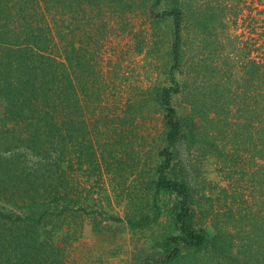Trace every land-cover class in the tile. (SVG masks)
Returning <instances> with one entry per match:
<instances>
[{"label": "trees", "instance_id": "trees-1", "mask_svg": "<svg viewBox=\"0 0 264 264\" xmlns=\"http://www.w3.org/2000/svg\"><path fill=\"white\" fill-rule=\"evenodd\" d=\"M111 1L119 7L130 4V0L106 3ZM235 1L243 3L242 7L249 5L246 0ZM97 2L0 0V222L12 230L8 234L0 230V264H65L67 242L74 233L65 231L60 221L68 213L97 212L87 202L88 187H84V178L92 179V163L104 158L100 144L102 151L99 154L93 149L92 162V117H106L101 105L107 76L99 61L101 53L95 59L92 55V7ZM259 3L264 6V0H256L254 14L252 10L243 18L249 34L243 39L241 77H234L228 63L222 66L221 75L214 73L219 81L204 85L206 103L190 102L191 123H187L188 117L180 118L172 101V93L181 92L183 84L173 78V85L159 90L169 130L168 145L161 150L163 159L157 166L154 199L163 190L181 198L176 221L183 234L168 242L183 241L193 249L212 242L221 257L231 261L235 259L230 250L237 242L231 239L234 232L229 225L214 223L216 233L210 239L207 230L194 227L191 187L171 178L168 171L175 162L178 142L190 133L195 141L207 139L208 150L224 160L229 174L235 169L242 176L250 174L254 187L264 194V7H257ZM209 8L204 26L211 29L216 20L214 8ZM222 10L225 19L226 9ZM186 12L181 3L161 13L174 21L173 69L183 62ZM195 14L200 12L191 11L190 16ZM220 114L228 118L220 119ZM197 118L205 123L198 124ZM21 151L31 153L36 161L22 160L18 156ZM3 153L9 154L5 157ZM244 158L253 163L249 170L240 168L238 162ZM1 202H18L23 212L9 210ZM257 204L256 211L240 213L245 224H240L244 229L238 234L245 242L238 247L243 255L264 264V200ZM107 218L145 226L157 215L136 219L111 214ZM183 257L176 248L160 263L173 264Z\"/></svg>", "mask_w": 264, "mask_h": 264}, {"label": "rangeland", "instance_id": "rangeland-1", "mask_svg": "<svg viewBox=\"0 0 264 264\" xmlns=\"http://www.w3.org/2000/svg\"><path fill=\"white\" fill-rule=\"evenodd\" d=\"M107 1L98 0L92 7V55L95 59L101 53L99 61L107 76L101 105L106 117H92V162L93 149L100 154L101 145L104 158L92 163V179L84 178L87 202L97 212L68 213L60 221L65 231L74 233L67 242L65 264H161L176 248L185 257L173 264H257L238 247V243L245 242L238 234L244 229L240 224H245L239 217L240 213L256 211L264 194L254 187L250 174L242 176L237 169L229 174L224 160L208 150L205 137L195 141L196 137L187 133L181 138L168 174L191 187L194 227L207 230L212 239L216 233L214 223L229 225L234 232L231 239L237 241L230 250L235 261L222 258L212 242L202 249L190 248L183 241L169 243L172 236L183 234L176 221L181 198L176 192L163 190L154 199L157 166L163 159L161 150L168 145L169 130L159 90L173 85V78L183 84L181 92L172 93V101L180 118L188 117L187 123H191L194 116L190 102L206 103L208 92L204 85L210 80L219 81L214 73L221 75L222 66L227 67L228 63L239 79L245 53L243 39L249 34L243 18L252 12L256 0H246L249 5L245 7L235 0H130V4L121 7ZM181 3L187 9L183 62L180 68L173 69L174 21L161 13ZM209 7L214 8L216 20L211 29L204 26ZM257 7L264 6L259 3ZM194 10L200 14L190 16ZM242 95L246 93L242 91ZM220 115V119L228 118ZM197 122L205 123L201 118ZM8 154L3 153L5 157ZM18 156L24 161H36L27 151ZM244 159L238 162L242 164L240 168L249 170L253 163ZM6 207L23 212L18 202L7 203ZM111 214L157 218L145 226H131L110 220L107 217ZM0 230L12 233L3 222Z\"/></svg>", "mask_w": 264, "mask_h": 264}]
</instances>
